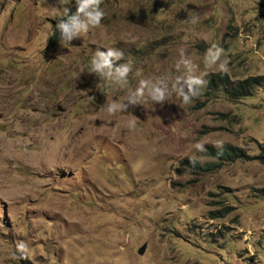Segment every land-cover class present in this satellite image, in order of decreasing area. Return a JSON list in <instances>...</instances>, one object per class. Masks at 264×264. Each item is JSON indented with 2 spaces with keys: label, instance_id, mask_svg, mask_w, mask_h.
Listing matches in <instances>:
<instances>
[{
  "label": "rangeland",
  "instance_id": "374dc122",
  "mask_svg": "<svg viewBox=\"0 0 264 264\" xmlns=\"http://www.w3.org/2000/svg\"><path fill=\"white\" fill-rule=\"evenodd\" d=\"M63 7L76 5L0 0V264H264V85L103 107L140 79L171 82L181 51L194 75L225 58L233 80L264 74V0H101L100 25L68 47L54 39ZM212 45L222 55L205 68ZM98 46L131 61L128 88L88 72ZM216 140L250 158L211 155Z\"/></svg>",
  "mask_w": 264,
  "mask_h": 264
},
{
  "label": "clouds",
  "instance_id": "9594fccd",
  "mask_svg": "<svg viewBox=\"0 0 264 264\" xmlns=\"http://www.w3.org/2000/svg\"><path fill=\"white\" fill-rule=\"evenodd\" d=\"M75 10L69 13L67 7H63L62 13L53 17L55 19V28L58 33L57 41L63 47H68L70 41L76 37H81L91 28L98 27L102 17L105 15L100 7L101 0H74ZM59 5H65L68 0H57ZM190 23L196 22V17H188ZM124 53L114 47L98 46L91 57L88 72L95 74L104 82L105 87L119 86L121 89L128 88V74L132 69L131 61H123ZM222 55V49L218 45L210 46L203 58L205 68L217 65ZM117 63V61H121ZM227 64L225 58L217 66L223 70ZM174 67L178 72H182L169 82L163 77L145 78L137 82L135 88H128L125 98L119 103L108 102L103 105L105 111L113 113L114 111H125L129 106L140 104L141 98L146 96L153 103H163L169 97L175 95L187 104L198 98L202 89L206 86L207 81L204 78L207 73L201 72L198 75L193 74V66L189 59L185 58L181 51L180 58L176 61ZM127 127L133 129L137 127L136 120H129ZM222 140L213 142V147L217 149V154L223 151ZM194 149L197 152H204L206 149L203 142H196ZM192 164L197 163L196 160L189 158ZM26 244L23 241L15 244L14 256L19 259L25 258Z\"/></svg>",
  "mask_w": 264,
  "mask_h": 264
},
{
  "label": "trees",
  "instance_id": "16d2710c",
  "mask_svg": "<svg viewBox=\"0 0 264 264\" xmlns=\"http://www.w3.org/2000/svg\"><path fill=\"white\" fill-rule=\"evenodd\" d=\"M72 11H74V9H69V13ZM57 36L58 33L55 29L54 39H57ZM205 79L207 81L205 90L212 92L215 97H218L219 94H223L232 99L251 96L258 87L264 85V74L251 75L243 79L233 80L228 72L220 70L208 73ZM209 153L219 159H226L229 161H234L237 158H250V155L242 148L231 144L225 145L220 154H217V150L214 147H209ZM256 158H259L264 163V152L258 154ZM181 162L189 168L198 169L200 171L214 170L221 165L220 161H208L205 163L197 162L192 164L190 160L183 159ZM231 209V206H226L219 210H211L209 212L210 218L226 216L230 213Z\"/></svg>",
  "mask_w": 264,
  "mask_h": 264
}]
</instances>
